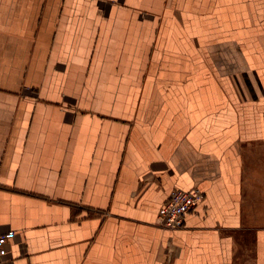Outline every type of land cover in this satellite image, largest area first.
I'll return each instance as SVG.
<instances>
[{
  "label": "crops",
  "instance_id": "0c3cea01",
  "mask_svg": "<svg viewBox=\"0 0 264 264\" xmlns=\"http://www.w3.org/2000/svg\"><path fill=\"white\" fill-rule=\"evenodd\" d=\"M10 231L3 264H264V0H0Z\"/></svg>",
  "mask_w": 264,
  "mask_h": 264
},
{
  "label": "built area",
  "instance_id": "2783aa9c",
  "mask_svg": "<svg viewBox=\"0 0 264 264\" xmlns=\"http://www.w3.org/2000/svg\"><path fill=\"white\" fill-rule=\"evenodd\" d=\"M203 200V192L194 187L191 189L175 188L168 195L159 211V223L168 229H180L183 227L186 216ZM0 234V264H3V243L9 235Z\"/></svg>",
  "mask_w": 264,
  "mask_h": 264
}]
</instances>
